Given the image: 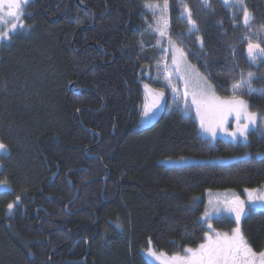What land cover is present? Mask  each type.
<instances>
[{"label":"trees","instance_id":"trees-1","mask_svg":"<svg viewBox=\"0 0 264 264\" xmlns=\"http://www.w3.org/2000/svg\"><path fill=\"white\" fill-rule=\"evenodd\" d=\"M167 1L189 61L225 95L251 72L257 91L241 96L264 114V63L248 60L244 39L264 35V0H244L249 26L222 0ZM153 3L164 0H30L25 27L1 42L0 264H151L144 247L174 254L205 242L207 190L264 187V130L212 143L170 99L140 126L145 71L162 55L145 20ZM182 156L210 161L167 165ZM246 213L243 235L260 247L264 210Z\"/></svg>","mask_w":264,"mask_h":264},{"label":"snow or ice","instance_id":"snow-or-ice-1","mask_svg":"<svg viewBox=\"0 0 264 264\" xmlns=\"http://www.w3.org/2000/svg\"><path fill=\"white\" fill-rule=\"evenodd\" d=\"M30 0H0V26L6 28V30H0V41L7 40L11 33L24 28L23 16L25 15L24 8ZM207 2V0H205ZM225 5L236 6L240 5L243 11V23L245 26L250 25L252 19L251 13L243 6V0H223ZM167 0H164L163 9L167 8ZM146 7L155 10L160 8L159 4H148ZM162 9V11H163ZM189 23L195 28L196 21L191 19V13L188 14ZM163 23L166 27V19L161 16L158 19V27L156 31H159L161 36L165 34L163 27L159 24ZM192 29H189L191 31ZM248 41L247 43V58L251 63L260 61L264 63V35L255 37L258 42L253 43V37H244ZM171 44V41L169 40ZM181 58H184L183 51L180 50ZM175 62V57H174ZM198 77L197 87L199 91L192 93V104L196 106L197 114L200 117L201 127L210 132L213 136L216 134V128H224L225 123L229 115L235 114L237 125L235 130L231 133L233 137L237 135L247 137L249 127L255 125L258 119V113L249 111V104L242 98L236 95V92L240 89H245L249 95L254 94L257 90L252 88V80L255 78L251 72L247 73V76L243 73L240 75V80L233 84V95L227 98L221 99L215 95L213 85L210 84L206 78ZM147 87V86H145ZM160 96L163 93L159 94ZM243 119L244 123H240ZM264 119V118H260ZM0 150L6 151V146L0 143ZM4 182L0 181V184ZM245 191L248 192L249 202L264 201V194H256L257 190L252 189ZM17 200L20 197L16 198ZM227 210L235 213V220L239 225L240 217L244 214V201H241L238 197H235L232 201L226 202ZM8 209L13 208V204L7 205ZM219 209H217L218 211ZM204 219H212L208 212L205 211ZM209 232L205 233L202 239L205 241L200 243L198 247H187L184 249V255H173L171 261H165V264H264V251L259 253L255 252L249 245L245 236L243 235L239 226L231 230L229 233L217 232L213 229L211 224H208ZM215 232V235H212ZM155 256L156 253L150 251L149 253ZM163 255V254H162Z\"/></svg>","mask_w":264,"mask_h":264},{"label":"rangeland","instance_id":"rangeland-1","mask_svg":"<svg viewBox=\"0 0 264 264\" xmlns=\"http://www.w3.org/2000/svg\"><path fill=\"white\" fill-rule=\"evenodd\" d=\"M155 4H159V3H153V5ZM159 5L161 7L156 8L155 10L146 7L148 14H149L148 17L145 19L147 21V26H149L147 31L149 32L150 35L155 37V42L160 47L162 55H161L160 66L156 67V71L152 75H150V70L148 69V67L145 71L146 78L143 81L144 82V85H143L144 86V94H143L144 100L141 106L142 116H141L140 126L142 128L147 127V125H150L153 122H155L158 119V116L165 110L166 108L165 106L169 99H170V104H175L176 106H184V107L186 106L189 110H191L194 116L197 118L198 123L200 125V117L197 114L196 106L192 104V93L195 91H199L197 87L198 77L196 74L198 73L200 77L206 78L207 81L213 85L215 95L217 97H220L221 99L230 97L231 95H233V92L231 90L229 92V95L220 94L217 91L214 83L210 82V80L202 72H199L196 66L192 62L189 61V59L187 58L186 52L184 51L180 42L175 40L171 36L170 19H169V14H170L169 2L167 1L168 6L166 9H163L164 3L159 4ZM225 6H228L231 10H234L236 12L242 11L240 5H236V6L225 5ZM243 6L246 7L244 0H243ZM161 16L165 17L166 23H167L166 27L163 26L162 22L159 24L160 27H163V30L165 32L163 36H161L159 31H156V28L158 27V19ZM0 30H6V28H4L3 26H0ZM169 40L171 41V44L169 43ZM3 41H6V40H3ZM3 41H0V44ZM146 41L148 42V38ZM180 50L183 51L184 58H181ZM174 57H175V62H174ZM157 80L159 84L156 83ZM242 90L244 89H240L239 91L236 92V95L239 96L240 98H242L241 96ZM160 93H163V95L160 96L159 95ZM249 111L255 112L250 107H249ZM260 118H264V114L258 113L257 122L255 125H251L249 127L248 133L252 130H257V129L264 130V119H260ZM240 123L241 124L244 123V120L241 119ZM236 125H237V120H236L235 114L233 113L232 115L228 116L227 122L225 123L224 128H216V134L214 136L210 132L205 131L203 128L202 129H203L204 135L207 138H209L212 143L216 142L219 139H222V140L226 139V140H229L235 143L237 141H246L247 138L249 137L248 133H247L246 138L239 136V135H237L236 137H233L231 135V133L235 130ZM226 160H231V159L230 158H220V161H226ZM207 161H210V160L206 158L202 159V158L188 157V156H182L180 158H171V159L166 160L168 166L191 165L193 163H204ZM0 189H6V187L0 186ZM256 194H264V188L260 189V192L257 190V192L254 193V195ZM235 197H238L241 201H244L245 212L240 217L239 225H237L236 223L235 213L229 212L227 210V204H226V202L232 201ZM206 204L207 205H206L205 211H207L209 216L212 217V219L205 220L204 219L205 211L203 212L201 219L204 223H206V225L208 224L212 225V222L214 219H217L223 216H227V217L230 216L235 220L236 225L233 228H236L237 226H239L243 234L244 232H243L241 221L243 217L247 214L246 213L247 210L249 211L251 208L258 209V210L264 209V201H255L254 203H250L248 192L245 190L243 192L235 191L231 189L216 190V191L207 190L206 191ZM217 209L219 210L217 211ZM233 228L229 229V231L218 230L217 232L231 234V230ZM212 235L214 236L215 232H213ZM142 250H143L144 256L146 257L148 261H150L151 264H165V261H169V262L171 261V257L173 255L178 254L182 256L185 254L184 252L174 253V254L162 253L158 250H155L152 247H144L142 248ZM150 251L155 252L156 255L155 256L150 255L149 254Z\"/></svg>","mask_w":264,"mask_h":264},{"label":"flooded vegetation","instance_id":"flooded-vegetation-1","mask_svg":"<svg viewBox=\"0 0 264 264\" xmlns=\"http://www.w3.org/2000/svg\"><path fill=\"white\" fill-rule=\"evenodd\" d=\"M7 149V148H6ZM6 154V151L0 150V181L4 182L3 184H0V186L2 187H6V189H0V193L6 192L8 189V184L5 182L3 178V167H4V156ZM264 187H261L260 189H262ZM260 189H258V191L260 192ZM258 210V209H257ZM260 210V209H259ZM264 210V209H263ZM246 240L248 241L249 245L252 247V249L259 253L261 251H264V242L262 243V246L258 247L256 245L253 244V242H250L249 239L245 236Z\"/></svg>","mask_w":264,"mask_h":264},{"label":"water","instance_id":"water-1","mask_svg":"<svg viewBox=\"0 0 264 264\" xmlns=\"http://www.w3.org/2000/svg\"><path fill=\"white\" fill-rule=\"evenodd\" d=\"M108 173H109V171H108ZM107 178V177H106ZM106 178H105V180H106ZM70 182V181H69ZM91 181H86L84 184H87V183H90ZM70 184H71V182H70ZM84 184H83V186H84ZM80 190H81V188L79 187V189H78V191H77V194H76V197H77V195H78V193L80 192ZM75 197V198H76ZM52 253H54V251L52 252Z\"/></svg>","mask_w":264,"mask_h":264}]
</instances>
